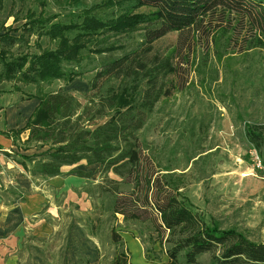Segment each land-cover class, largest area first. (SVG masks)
<instances>
[{"label":"trees","instance_id":"1","mask_svg":"<svg viewBox=\"0 0 264 264\" xmlns=\"http://www.w3.org/2000/svg\"><path fill=\"white\" fill-rule=\"evenodd\" d=\"M48 2L62 9L49 13ZM170 32L176 44L154 54V43ZM261 51L264 0H0V82H14L19 101L38 100L24 127L2 131L17 147L6 154L34 178L82 161L88 170L74 173H99V182L83 187L94 200L79 221L85 240L100 243V264L127 255L124 242L110 238L120 226L152 245L149 260L159 242L164 264H264V242L206 218L185 192L186 172H176V143L187 147L185 164L206 152L213 102L207 112L183 111L174 145L147 137L167 100L194 92L244 124L264 166V122L245 117L238 93L250 74L264 81ZM90 68L85 103L50 86L84 78ZM32 148L39 152L26 153Z\"/></svg>","mask_w":264,"mask_h":264},{"label":"rangeland","instance_id":"2","mask_svg":"<svg viewBox=\"0 0 264 264\" xmlns=\"http://www.w3.org/2000/svg\"><path fill=\"white\" fill-rule=\"evenodd\" d=\"M47 4L46 11L49 13L58 12L62 9L50 2ZM143 10L147 9L143 8ZM12 20L13 19H10L7 24H11ZM17 25L18 24H15V26ZM18 34L19 33L16 35ZM177 35V32H170L157 40L154 43L153 53H165L170 47L176 44ZM258 54L264 55V51ZM255 65V68L260 67V64ZM93 72L92 68H90L85 73L84 78H76L69 83H66V81L62 79L50 86H52V88L63 86L73 93L82 103H85L90 88L87 77L91 76ZM249 76H251L252 79H247V83H244L242 87H240L238 92L239 100L245 112H247V115H245L247 119L264 122V81L260 80L261 78L259 75L250 74ZM242 82H244V80ZM19 85L21 84L19 83ZM14 86V82H0V97L3 99L6 97V100L12 99L13 97L15 100L20 99L21 93L15 91ZM209 101L213 102L216 107H214L212 103V107L209 108ZM163 105L164 111L159 112L160 119L157 116L153 126L147 134L148 140L154 141L160 146L168 142L170 146L174 145L176 141V132L172 130L175 127V122L176 120L181 121L186 116V112L183 111L187 110L189 107H191L192 112L195 113L207 112L208 108L214 113L213 121L202 140L206 152L203 153L200 159L195 161L197 157L185 164L184 157L186 156L185 150H187V147L185 146V149H182L180 145L176 143V172H186L188 181L185 192L192 200L195 208L204 213L206 218L210 221L217 220L223 227H236L242 232H245L250 239L264 242V166L262 164L259 166L257 159L259 156L257 152L244 138V124L239 123L236 125L228 108L224 107L223 104L218 101H212V99L207 96H196L194 92L192 95L189 92L185 94L178 93L167 100ZM2 116V113H0V119ZM169 137L171 141H169ZM25 139L27 138L23 137L22 140ZM32 149L34 150L30 152V149L26 151V153L29 152L28 154H33L39 152V150L35 148ZM7 157L10 160H15L14 156L7 155ZM79 168L88 170V168L85 167L84 161L75 165L71 170L75 171ZM91 168L93 170L95 169V167ZM27 172L29 173V171ZM37 178L34 184L38 186L40 192L49 195L46 196L47 199L50 198L48 199L50 203L45 202L42 205V211H40L37 216L44 217L53 224H57L58 221L57 218L54 219L53 217H60V223L62 225L69 223L73 218L76 219L77 217L78 220L79 217H83V214L80 213V210L76 208V205L73 203H68L69 208L66 206L59 216L54 214L52 217L48 208L52 205L51 203H54L55 206L58 205L54 197L58 194L56 191H53L52 187L50 189L48 188V179L50 177ZM89 181L99 182V173H92L91 177L87 178L86 183ZM76 189L75 192L81 194L83 185L82 188H80L81 190L78 188ZM31 192L35 193V187L31 189ZM86 194L92 206L94 199L89 196L88 193ZM24 195L25 192H23V196ZM9 198H11V196L7 197V199ZM21 200L22 197L15 198V201ZM91 210L92 208L89 209V211ZM118 218H120V222L123 221L122 215H119ZM119 228L120 227H117L116 229L120 230ZM31 233L32 232L27 233L26 239ZM44 239L45 241L43 242L36 240L31 242L32 244H40L42 248H50L54 251H58L60 244H62L55 232ZM141 243L145 251L147 248L146 246L152 248L149 242H147V245L142 241ZM153 247V251L148 252L151 257L150 260L147 258L150 264H163V261L169 259L163 251H160L161 245L159 242ZM120 248L127 251L125 245L120 246ZM111 250H113V248ZM27 254L28 250L25 251L24 256L22 254L20 264H29L32 261V258L28 259ZM158 256H160V258H158ZM114 257V254L110 255L105 264H124V258L121 256ZM62 262L66 264L64 257L62 258Z\"/></svg>","mask_w":264,"mask_h":264},{"label":"crops","instance_id":"3","mask_svg":"<svg viewBox=\"0 0 264 264\" xmlns=\"http://www.w3.org/2000/svg\"><path fill=\"white\" fill-rule=\"evenodd\" d=\"M37 105V99L19 101L14 97L7 100L6 97L4 99L0 97V111H2L0 113L3 115L0 119V264H20L22 254L24 256L26 250H28V259L32 258L29 264H63V257L66 264H100L102 257L100 243L92 238L98 246L95 247L85 240V232L79 219L73 218L71 222L62 225L60 217H53L54 214L59 216L66 206L69 208L68 203L75 204L83 215L92 208L87 194L80 189L82 185L84 187L87 184V177L74 173L71 169L75 165H67L62 168L61 175L48 179V188L52 187L58 194L54 196L58 205L51 203L52 207L48 208L52 217L58 220L57 224H53L44 217L37 216L43 209L42 205L45 202L50 203L48 200L50 198L46 197L49 195L38 190V186L34 184L36 178L32 177L22 164L7 157L6 152L17 151V147L2 131L24 127ZM27 135L28 132H25L22 137ZM32 150L34 149L30 152ZM34 187L35 193L31 192ZM76 188L81 190V194L75 192ZM23 192H25L24 196ZM9 196L11 198L7 199ZM16 197H22V200L15 201ZM119 229L113 230L110 238L114 242H124L127 255H117L125 259L124 264H150L137 233L126 230L123 226ZM29 232L32 233L26 239ZM54 232L62 242L58 251L42 248L40 244L31 242L35 240L43 242L44 238ZM79 254L84 255L83 259L88 263L80 262Z\"/></svg>","mask_w":264,"mask_h":264},{"label":"built area","instance_id":"4","mask_svg":"<svg viewBox=\"0 0 264 264\" xmlns=\"http://www.w3.org/2000/svg\"><path fill=\"white\" fill-rule=\"evenodd\" d=\"M257 159H258V164H259V166H261L262 162H261L260 157H257Z\"/></svg>","mask_w":264,"mask_h":264}]
</instances>
